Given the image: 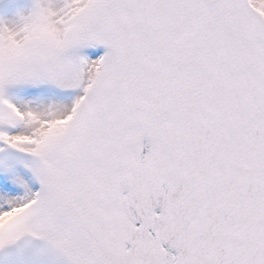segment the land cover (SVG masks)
<instances>
[{
  "label": "snow or ice",
  "instance_id": "snow-or-ice-1",
  "mask_svg": "<svg viewBox=\"0 0 264 264\" xmlns=\"http://www.w3.org/2000/svg\"><path fill=\"white\" fill-rule=\"evenodd\" d=\"M0 264H264V0H0Z\"/></svg>",
  "mask_w": 264,
  "mask_h": 264
}]
</instances>
